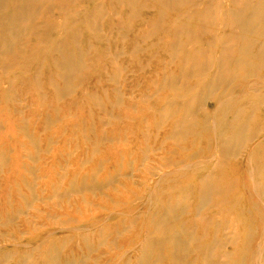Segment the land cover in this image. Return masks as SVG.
Masks as SVG:
<instances>
[{"label": "bare ground", "instance_id": "1", "mask_svg": "<svg viewBox=\"0 0 264 264\" xmlns=\"http://www.w3.org/2000/svg\"><path fill=\"white\" fill-rule=\"evenodd\" d=\"M79 1L91 2L0 0V64L9 70L12 67L8 59L35 62L34 76L38 78L44 63H48L55 68L57 79L50 76L46 83L55 96L58 98L70 93L73 88L72 73L84 69L83 58L87 51L71 49L67 41L47 42L50 35L58 33L60 25L42 22L39 15L42 11L68 12L67 4L76 6ZM96 1L101 3L91 10H81L70 16L75 24L93 29L94 41L100 40L95 33L99 21L109 19L110 28L117 30L118 38L131 44L130 54L140 50V43L153 39L148 49L159 48L169 63H178L175 71L161 72L159 80L153 78L154 90L168 89L172 98H154L156 111L151 116L153 129L158 132L166 128L163 136H155L154 146H150L155 147L156 151L165 149L170 156H173L171 152L176 148L185 153L182 157L177 154L181 158H175L172 162L160 156L158 166L152 167V164L151 167H143L144 176H140L139 182L144 187L151 186L153 190L145 196L151 204L146 202L142 206L148 207L150 212H147L148 221L136 214L131 222L143 220L145 232L140 233L142 228H137L130 237L106 240L108 246L103 256H110L108 263L101 257L100 250L82 244L87 238L106 232L110 227L116 229L110 234L129 231L132 223L119 218L123 214L120 211L66 227L67 230L79 231L73 233L79 245L68 251L52 250L54 245H58V239L54 243L57 236L54 241L50 238L38 239L34 249H42L46 245L48 248H43L45 252L41 251L43 255L40 260L32 258L30 264H96L101 258L100 264H264V201L260 203V199H264V0ZM105 1L111 8L108 11L102 9L101 4ZM184 6L188 8L186 14L173 21L166 22L161 14L150 17L143 30L129 26L143 11L178 12ZM69 24L70 21H63L61 27ZM194 24L196 26L193 27ZM77 28H71L68 40L76 42L81 36ZM166 31H169V35L165 34ZM159 32L162 34L160 37L157 36ZM205 35L207 38H201ZM27 37H37L40 42L26 48L24 39ZM13 47L19 49L13 51ZM38 57H42L40 62ZM168 62L163 64L165 69L169 66ZM187 79L195 81L193 84L183 82ZM110 81H113L111 77ZM176 97L184 100L176 103ZM88 98L96 105L102 103L95 95H88ZM111 102L109 100L107 104L111 106ZM104 114L105 119L115 116H110L108 112ZM143 116L141 123H144L141 121ZM114 118L120 120L119 116ZM162 124L165 126L162 127ZM142 129L147 128L139 129L138 135L147 141L149 133ZM167 142L168 147L164 146ZM148 150L152 149L149 147ZM6 160L4 157L3 162ZM229 160H232L230 164ZM233 187L238 188L239 192L227 196ZM160 189L163 192L161 195L176 200L170 203L161 199ZM159 198L160 202H155ZM187 201L196 204L192 207L186 203V207L184 202ZM244 202L254 210V216L247 222L258 223L259 228L256 230L247 223L251 227L241 235L243 242L240 246L235 225L243 219L241 208L237 206ZM185 210H189L190 214L182 220L180 216ZM221 216H224L222 219L232 216V219L216 223L215 220ZM113 220L116 221L111 223ZM194 223L199 225L200 236L195 233ZM218 227L223 231L232 230L223 234ZM210 228L217 233L208 238L207 230ZM48 232L57 234L54 228ZM142 234H145L144 238L138 242V236ZM255 239L259 241L258 244L254 243ZM21 245L33 246L25 241ZM227 245L230 249L223 250ZM122 247H128L130 253H122ZM11 252L8 247L0 248V264L8 261ZM23 253L24 258L17 263L13 258L9 264H27L30 251L23 250ZM91 253L94 256H90ZM187 254L192 258L187 260ZM71 255L76 257L72 259ZM44 260L48 262L44 263Z\"/></svg>", "mask_w": 264, "mask_h": 264}, {"label": "rangeland", "instance_id": "2", "mask_svg": "<svg viewBox=\"0 0 264 264\" xmlns=\"http://www.w3.org/2000/svg\"><path fill=\"white\" fill-rule=\"evenodd\" d=\"M100 3L96 0L87 3L79 1L76 6L67 4L68 12L42 11L39 15L43 19L42 22L51 23L52 26H57V23L60 25L58 33L50 35L47 42L67 41L69 48H76L85 53L87 51L83 58L84 69L72 73L73 88L70 93L58 98L55 96L53 89L46 83L50 76L54 80L57 79L55 68L48 63H44L38 78L34 76L37 66L35 62L25 63V59H8V64L12 67L9 70L0 64V248L8 247L12 250L4 264H9L13 258L16 263L20 258H24L23 250L30 251L27 264H30L32 258L40 260L47 245L44 249H34L38 239L53 240L57 236L55 241L53 240L55 243L58 239V245L52 247L54 252L75 248L79 242L74 239L73 233L79 231L67 230L66 227L94 221L97 216H108L120 211L123 214L119 218L126 223H130L136 214L148 221L147 212L150 211L142 204H151L145 196L152 192L153 188L144 187L139 182L140 176H144L143 167H151L152 164V167L158 166L160 156L166 160L171 159L172 162L180 157L177 154L182 157L185 153L176 148L171 152L173 156H170L165 149L156 151L155 147H151L154 146L153 138L162 137L166 128L165 124H162V127H165L160 131L153 129L151 116L153 111H156L154 98H172L168 89L154 90L153 78L159 80L163 72L175 71L178 63H169L159 48L148 49L153 39L140 43V50L130 54L131 44L118 38L117 30L110 28L109 19L98 23L99 28L95 33L100 37L99 42L93 40L92 28L77 25L70 19L76 12L91 10ZM101 5L104 11L111 9L106 1ZM202 6L201 4L200 7ZM187 11V6L178 12L143 11L129 26L143 30L150 17L163 14L166 22H170ZM77 15L74 16L78 17ZM63 21H70V24L61 27ZM73 26L78 27L76 31L81 33L76 42L68 40ZM165 34L169 35V31ZM161 35L159 32L157 36ZM201 38L207 37L205 35ZM39 42L37 37L24 39L26 48ZM18 49L19 47L12 48L13 51ZM41 59L42 57H38L39 62ZM166 62L169 66L165 69L163 64ZM110 77L113 81H110ZM194 81L195 79L183 80L187 84H193ZM88 95L97 96L102 103L96 105L94 101L89 100ZM109 100L112 101V107L107 104ZM183 100L182 97L174 99L176 103ZM104 112H108L110 116H119L120 120L115 119V116L105 119ZM142 115L144 116L141 121L144 123L140 122ZM145 127L147 129L142 130L149 133L147 141L138 135L139 129ZM168 145L169 142L164 143V146ZM149 147L151 151L148 150ZM4 157L7 159L6 164L3 162ZM231 162L232 160H229L228 164ZM229 174L232 175L231 172ZM71 181L75 186H69ZM162 189L159 191L160 198L173 203L176 198L168 199L164 194L161 195ZM235 192L238 193L239 190L233 187L227 196H232ZM160 198L155 202L159 203ZM263 201L264 199H260V203ZM186 203L192 207L196 204L194 201L184 202ZM239 206L237 208H241L243 219L235 225V232L241 246V235L251 227L249 224L256 230L259 224L247 222L254 216L250 205L244 202ZM189 214V210H185L180 217L183 220ZM222 217L224 216L217 218L216 223L232 219V216L225 219ZM143 222H131L132 225L128 228L130 230H123L122 233L110 234L116 230L110 227L106 232L87 238L82 245L100 250L101 257L107 262L110 256H103L108 246L106 240L130 237L137 228H142L140 233L145 232ZM195 223V233L198 235L199 225ZM224 223L228 225L227 222ZM51 228L56 229L57 234H49ZM230 230L232 229L220 231L225 234ZM216 233L217 231L214 232L211 228L207 230L208 238ZM144 235L138 236V242L143 240ZM219 236L216 238L219 239ZM24 241L33 246H22ZM254 243L258 244L259 241L255 239ZM229 247L227 245L222 249L228 250ZM127 248L122 247V253H130ZM187 255V260L192 258L189 257L190 254L188 257ZM90 256L94 254L91 253ZM74 257L76 255H71L70 258ZM102 258L96 264H100ZM47 262L44 260V263Z\"/></svg>", "mask_w": 264, "mask_h": 264}]
</instances>
